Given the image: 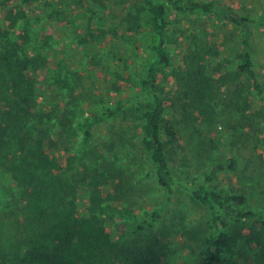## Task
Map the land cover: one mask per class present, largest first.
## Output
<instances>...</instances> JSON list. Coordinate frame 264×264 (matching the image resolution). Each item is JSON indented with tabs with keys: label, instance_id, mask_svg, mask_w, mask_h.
<instances>
[{
	"label": "trees",
	"instance_id": "1",
	"mask_svg": "<svg viewBox=\"0 0 264 264\" xmlns=\"http://www.w3.org/2000/svg\"><path fill=\"white\" fill-rule=\"evenodd\" d=\"M3 1H15L19 6L7 10L8 24L0 22V264H176L173 235L166 223L174 186L184 179L175 176L174 167H190L191 161L177 123L169 117L170 105L161 81L174 67L168 47L170 10L219 15L242 27L264 26V9L253 18L234 11L226 13L218 0H138L139 14L128 16L127 31L138 33L147 54L141 62L126 64L132 89L126 92L119 87L121 92L109 96L107 104L91 107L74 121L75 114L84 110L78 109V103L65 107L61 116L58 109L40 107L41 101L50 102L52 93L66 86L67 77L54 78L46 72L48 58L31 51L32 38L27 28L17 39L11 36L14 31L10 34L19 21H29L28 9L38 0ZM241 39L236 72L243 74L255 95L261 97L264 87L255 69L248 31L243 29ZM196 57L198 61L194 63L186 61L187 76L180 79L178 95L181 100L192 96L203 107L210 106L205 104L209 100L206 93L213 94L208 90L211 85L205 73L206 56ZM113 61L119 68L113 72L116 79L124 78L121 70L126 68L119 65V56ZM69 91L73 93L72 88ZM72 99L69 103L74 102ZM126 108L138 113L139 152L150 164L159 185L166 189L167 197L140 218L117 222L109 211L112 201L121 196L103 192L101 183L94 178L93 193L87 201L82 200L74 181L76 175L67 178L58 156L47 152L46 146L56 143L54 138L59 132L72 131L80 138L67 148L73 160L88 158L89 154L104 158L92 146V130L100 123L113 121ZM256 114L264 115V110ZM241 164L233 154L203 173L201 181L186 184L193 199L208 212L198 250L187 264H264V248L254 251L252 262L242 260L237 251L238 240L245 232L264 236V210L248 208V187L213 182L219 173L238 172ZM105 165L103 162L97 167L100 177L109 171V165ZM250 219L253 222L249 223ZM167 257L168 261L162 263Z\"/></svg>",
	"mask_w": 264,
	"mask_h": 264
},
{
	"label": "rangeland",
	"instance_id": "2",
	"mask_svg": "<svg viewBox=\"0 0 264 264\" xmlns=\"http://www.w3.org/2000/svg\"><path fill=\"white\" fill-rule=\"evenodd\" d=\"M218 1L226 13L234 11L253 18L260 16L264 9V0ZM17 6L18 2L5 4L0 0V22L8 24L6 12ZM139 6L138 0H38L28 9L29 21H19L16 30L10 31V34L14 31L12 38L17 39L21 30L27 28L32 38L31 51L48 58L46 72L54 78L67 77L66 86L52 93L50 102L41 101V109H58L57 114L61 116L65 107L78 103V109L84 110L75 114L76 121L91 107L107 104L109 96L121 92L117 90L119 87L126 92L132 89L126 64L141 62L147 54L138 33L127 31L128 16L138 15ZM170 13L168 47L174 67L161 81L170 105L169 117L177 123L191 166L174 167L175 176H181L184 182L174 186L166 224H170L173 235L176 264H187L198 250L208 212L193 199L186 184L201 181L203 173L234 154L241 160L240 170L219 173L213 182L248 187V208L264 210V115L256 114L264 110V94L257 97L247 78L236 72L244 29L248 31L255 69L264 87V26L236 27L219 15L183 14L172 9ZM194 54L206 56L205 73L211 85L208 90L213 94L206 93L209 100L205 104L210 106L203 107L192 96L181 100L178 95L180 79L187 76L186 61H198ZM113 55L119 56V65L124 64L126 68L121 70L122 79H116L113 74L119 69L113 65ZM73 97L74 104L69 103ZM139 125L138 113L131 108H126L113 121L96 125L92 130V146L105 156L100 159L89 154L88 158L73 160L67 148L76 145L80 138L72 131L59 132L54 138L56 143L46 146L47 152L58 156L67 178L76 175L74 181L82 200L87 201L93 193L94 178L101 183L103 192L121 196L112 201L109 211L117 222L140 218L167 197L166 189L159 185L150 164L139 152ZM103 162L104 167L109 165V171L100 177L97 167L103 166ZM237 245L242 260L252 262L254 251L264 248V236L245 232ZM168 258H163L162 263Z\"/></svg>",
	"mask_w": 264,
	"mask_h": 264
}]
</instances>
